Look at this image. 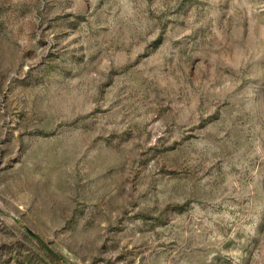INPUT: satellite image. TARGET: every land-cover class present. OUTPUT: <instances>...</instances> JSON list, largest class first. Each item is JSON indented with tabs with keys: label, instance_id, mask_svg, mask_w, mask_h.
Here are the masks:
<instances>
[{
	"label": "rangeland",
	"instance_id": "rangeland-1",
	"mask_svg": "<svg viewBox=\"0 0 264 264\" xmlns=\"http://www.w3.org/2000/svg\"><path fill=\"white\" fill-rule=\"evenodd\" d=\"M264 264V0H0V264Z\"/></svg>",
	"mask_w": 264,
	"mask_h": 264
},
{
	"label": "water",
	"instance_id": "water-1",
	"mask_svg": "<svg viewBox=\"0 0 264 264\" xmlns=\"http://www.w3.org/2000/svg\"><path fill=\"white\" fill-rule=\"evenodd\" d=\"M27 234L40 246L42 247L56 262L60 263L61 259L56 254V252L38 235H36L32 230L29 228H25Z\"/></svg>",
	"mask_w": 264,
	"mask_h": 264
},
{
	"label": "trees",
	"instance_id": "trees-1",
	"mask_svg": "<svg viewBox=\"0 0 264 264\" xmlns=\"http://www.w3.org/2000/svg\"><path fill=\"white\" fill-rule=\"evenodd\" d=\"M43 249V248H42ZM43 251H45L44 249H43ZM45 253L47 254V256L51 259V261L54 263V264H61V262L60 263H58V262H56V260L55 259H53L46 251H45Z\"/></svg>",
	"mask_w": 264,
	"mask_h": 264
}]
</instances>
